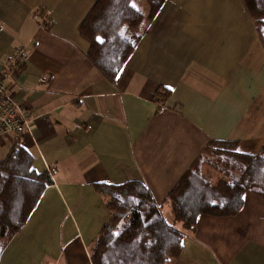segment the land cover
<instances>
[{"label":"crops","instance_id":"1","mask_svg":"<svg viewBox=\"0 0 264 264\" xmlns=\"http://www.w3.org/2000/svg\"><path fill=\"white\" fill-rule=\"evenodd\" d=\"M92 4L0 0V68L26 54L6 80L32 115L20 146L50 178L0 264H92L109 218L95 186L140 181L163 211L210 142L264 143V49L242 0H165L112 81L78 32ZM11 147L0 134V159ZM181 245L166 264H264V202L198 216Z\"/></svg>","mask_w":264,"mask_h":264},{"label":"trees","instance_id":"2","mask_svg":"<svg viewBox=\"0 0 264 264\" xmlns=\"http://www.w3.org/2000/svg\"><path fill=\"white\" fill-rule=\"evenodd\" d=\"M92 1L78 32L88 43L87 58L112 81L165 0H134L147 5L136 25L130 21V14H136L129 11L133 0ZM242 2L264 49V0ZM236 146L234 141H212L202 149L166 196L171 224L142 182L95 186L107 198L109 218L90 249L91 263L166 264L178 258L182 239L194 231L198 216H234L247 193L264 202V143L255 154L239 153ZM33 162L20 143L0 159V254L50 183L47 173L34 170Z\"/></svg>","mask_w":264,"mask_h":264},{"label":"built area","instance_id":"3","mask_svg":"<svg viewBox=\"0 0 264 264\" xmlns=\"http://www.w3.org/2000/svg\"><path fill=\"white\" fill-rule=\"evenodd\" d=\"M25 58V52L20 50L13 58V63L0 68V134L13 137L14 143L18 144L22 136L30 131L32 115L21 103L13 99L6 80Z\"/></svg>","mask_w":264,"mask_h":264},{"label":"rangeland","instance_id":"4","mask_svg":"<svg viewBox=\"0 0 264 264\" xmlns=\"http://www.w3.org/2000/svg\"><path fill=\"white\" fill-rule=\"evenodd\" d=\"M135 4L136 6L133 7L132 5ZM134 10L136 14H130L131 15V18H130V21L133 25H136L135 23L139 21V19H141V17L143 18L145 13H147V5L145 3H137V2H134V0L131 2L130 4V7H129V11H132ZM139 13V14H137ZM13 137H11V140H12V146L13 144H18V143H14V139H12ZM21 140V139H20ZM19 140V141H20ZM208 168H206L204 166V170L207 171ZM217 178V177H216ZM27 192V190H26ZM162 214L164 216V218L166 219V221L168 223H172V217L169 215V211H168V208L165 206L163 211H162ZM212 217V216H211ZM176 226L178 228H180V225L179 224H176Z\"/></svg>","mask_w":264,"mask_h":264},{"label":"snow or ice","instance_id":"5","mask_svg":"<svg viewBox=\"0 0 264 264\" xmlns=\"http://www.w3.org/2000/svg\"><path fill=\"white\" fill-rule=\"evenodd\" d=\"M132 6H133V7H135L136 5H135V4H133ZM97 40H100V37H97ZM168 87H170V86H168Z\"/></svg>","mask_w":264,"mask_h":264}]
</instances>
